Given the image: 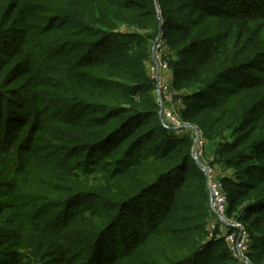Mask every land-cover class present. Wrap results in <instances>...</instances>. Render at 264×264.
I'll use <instances>...</instances> for the list:
<instances>
[{"label": "trees", "instance_id": "obj_1", "mask_svg": "<svg viewBox=\"0 0 264 264\" xmlns=\"http://www.w3.org/2000/svg\"><path fill=\"white\" fill-rule=\"evenodd\" d=\"M63 1L6 0L0 8V37H21L9 34L15 45L1 44L0 56L19 49L0 64V80L28 84V102L15 94L17 103L0 81V108L9 104L0 117V155L11 157L0 158V168L8 169L0 186L11 183L16 191L8 198L26 200L24 192L33 188L15 180L27 171L43 184V200L54 191L64 200L80 193L103 198L76 186L84 172L77 174L71 162L116 154L118 170L109 177L116 200L87 234L91 248L75 252L69 264H242L217 229L209 232L213 214L205 175L192 156L193 132L160 122L147 63L161 33V58L173 70L169 88L186 91L183 118L167 105L206 139L231 132V142L215 153L217 163L232 168L217 176L229 199L225 216L248 233L250 264H264V0ZM30 3L47 14L45 25L32 22ZM23 31L50 36L37 45L24 42ZM24 105L54 126L30 123ZM49 239L59 240L56 233Z\"/></svg>", "mask_w": 264, "mask_h": 264}, {"label": "rangeland", "instance_id": "obj_2", "mask_svg": "<svg viewBox=\"0 0 264 264\" xmlns=\"http://www.w3.org/2000/svg\"><path fill=\"white\" fill-rule=\"evenodd\" d=\"M55 1L61 5L64 3L63 0ZM5 3L6 0H0V8L4 6ZM37 4L30 3L27 8L28 12L33 14L32 17L34 18L32 22H35L39 26L45 25L47 14L41 10H37ZM9 7L11 8L10 10L14 9L13 6H10V3ZM158 16H160V14L157 10V17ZM4 25H6V23H4ZM162 25L163 24L161 22L160 26ZM14 26L17 25L15 24ZM120 29L123 32L132 30V28L126 25H121ZM23 32L24 42L29 41L37 45L46 44L45 38L49 39L50 36L44 35L43 37L41 35L42 33L34 36L27 33L26 31ZM9 34H13V37L18 38V41L20 42L21 37H19V33ZM9 34H4L0 37V49L2 46L1 44L3 43L7 42L9 43V46H14L17 42L11 37V35L8 39ZM159 34V37L161 38L162 34ZM165 48L168 50L167 47ZM17 49L19 48L15 47L14 51L8 56H0V64L5 65L7 60L14 59L18 54L16 51ZM152 51L153 49L151 47V52ZM162 52H164V49ZM165 55L166 54H163V56ZM152 60L150 59L149 63H147L148 72L150 75L153 73L152 67L154 66ZM172 73L173 70L169 71L166 69L160 72V76L163 81H166V79H168ZM6 80H8V78L0 81L4 88L3 90H5L9 96L13 97L11 101L20 103V100L18 99L23 98L25 102H28V84L26 80ZM174 92V95H172L171 105L173 108H175L177 116L181 118V112L183 110L181 96H183L186 91L179 90ZM15 94H18L19 98H17ZM8 105L9 104H6L0 108V117L2 120ZM24 106L27 108V114L25 115L26 119L30 123H33V125L36 124L35 126L37 127H44L46 129L47 126H54L53 124L51 125V121H45L46 117H39L38 119H35V117H32L31 111H29V106ZM51 106L53 109L56 107L55 103H52ZM60 107L61 105L58 108L60 109ZM62 110L64 111L61 113L66 114L67 110L65 111L63 108ZM48 117L50 116H47V118ZM175 118L180 122L181 128H179V130H188L186 132L191 134V136V131L193 132L192 156L194 153V144L196 140L195 135L198 133L200 138L199 142H204V149L202 151L203 155L202 157H199L202 161L199 160V162L202 165L206 164L210 166L212 170L211 174L215 177L221 176L223 174H230V170H232V168L221 163H217L215 153L220 144L231 142V132H227L220 137L210 140L203 137L202 133L199 132V129L195 125L186 122L182 123L181 120L176 116ZM46 139L48 140V137ZM157 139L158 138H155L151 143H156ZM52 143L54 146L57 144L55 141H52ZM0 146L4 147L3 143L1 144L0 142ZM0 158H5L6 160L11 159V157L9 159V156L7 155H0ZM118 160H120L118 155L111 154L108 157L95 156L94 159L90 161H83L79 158L76 159L75 162H71L73 169L79 168V170L76 171L77 174H81L82 171L84 172V174L80 175V179L78 181L79 183L77 182L76 186L82 189L83 184H85L86 190L95 194H99L103 196V198H94L96 195L91 193H80L64 200V193H61V191H57L56 193L54 191L56 196L52 197L53 199L43 200V197H40L43 194V184L39 183L37 177L31 175L28 171L24 174L18 175V179L15 180L19 187L33 188L31 191L26 189L24 192L26 200L20 201L19 199H16V202H12V200H10L8 197L15 195L16 191H14V186H11V183L9 185H1L0 204L2 207H5L3 205H7V211H2V214L0 215L3 216L1 219L2 222L0 221V236L3 237L2 240L4 242V246L0 245V264H14L13 258L18 259L20 264H69V259L75 254V252L81 253V250L84 248L90 249L93 243L87 234L91 231V233H95L94 230L99 221L98 217H101L106 212L110 213V211H108V208L111 205L110 201L115 202L114 200H116L113 197V195L116 193V181L115 179L110 180L109 177L112 175L111 173H113L114 170H118V167H115V164H117L116 161ZM150 161L151 159L149 158L148 162ZM6 169L5 167L0 168V174H6L8 170ZM77 190L78 188H76L75 191L77 192ZM56 221H58L59 224H57ZM62 222L68 223L70 228H68V230H62ZM55 233L58 235L59 240L49 239V237ZM41 246L45 247L41 248ZM37 251L43 252V254H45L44 258H41V256L37 255V253H35Z\"/></svg>", "mask_w": 264, "mask_h": 264}, {"label": "built area", "instance_id": "obj_3", "mask_svg": "<svg viewBox=\"0 0 264 264\" xmlns=\"http://www.w3.org/2000/svg\"><path fill=\"white\" fill-rule=\"evenodd\" d=\"M159 35L160 34H158L152 45L153 51L151 52L154 63L151 78L154 80L155 98L157 104L159 105V119L166 128L178 130L181 128L180 122L177 121L172 109H169L167 105L171 104L173 93L170 90L167 81H163L160 76V72L167 69V63L161 58V41ZM195 136L197 143L193 153V159L195 160V158H197L198 160H201L199 157H202L203 155L202 151L204 149V142H199L200 138L198 133H196ZM200 167L206 178L209 194V207L213 214V218L209 225V232L213 233L217 229V237L224 238L232 257L239 263L250 264L246 256L249 248L248 233L239 223L226 218L225 214L229 206V199L222 191L220 181L217 177L211 174L212 170L210 166L201 164ZM228 228L233 231L229 232Z\"/></svg>", "mask_w": 264, "mask_h": 264}, {"label": "water", "instance_id": "obj_4", "mask_svg": "<svg viewBox=\"0 0 264 264\" xmlns=\"http://www.w3.org/2000/svg\"><path fill=\"white\" fill-rule=\"evenodd\" d=\"M158 21H159V23H161V16H158ZM196 140H195V144H194V150H195V148H196ZM195 161H196V163L199 165V166H201V163L199 162V160L197 159V158H195Z\"/></svg>", "mask_w": 264, "mask_h": 264}]
</instances>
